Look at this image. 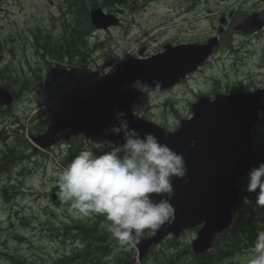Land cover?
<instances>
[{
  "label": "rangeland",
  "instance_id": "1",
  "mask_svg": "<svg viewBox=\"0 0 264 264\" xmlns=\"http://www.w3.org/2000/svg\"><path fill=\"white\" fill-rule=\"evenodd\" d=\"M136 7L140 12L134 13L132 6L119 7V11H125L120 16L123 24L106 32L94 31L89 38V46L93 49L90 58L64 73L62 62L45 61L36 56L30 30L39 27L60 40L67 25L75 24L77 19L67 1L17 0L0 6L1 36L13 40L8 45L10 55L5 51L0 68L8 63L17 71L16 77L29 81L25 91L21 90V85L12 84L21 97L5 126L6 119L0 117V134L10 127L6 134L9 145L18 144L15 137L20 134L15 131L18 126L14 129L10 126L12 120L24 123L27 129L19 132H24L25 139L30 142L43 134L37 128L38 123L33 122L38 112L43 113L46 124L64 120L73 109L69 105L73 107L77 100L88 98L92 90L93 94L104 79L113 75L118 65L138 58L142 47H145L144 57H150L163 51L167 44L205 43L218 35L222 16L228 22L209 62L172 89L143 94L134 106L136 120L154 121L175 130L182 120L190 117L192 105L201 96L214 97L227 93L228 88L252 91L264 87V31L244 34L243 29L249 17L264 8V0H136ZM104 10L108 12L109 8ZM113 66L115 71L111 72ZM55 69L60 71L54 74ZM3 81L1 79L0 83ZM50 109H53L51 113ZM39 122L46 129L49 127ZM75 137V134L72 138L62 137L59 144L26 159L20 158L21 152L27 154L31 147L27 148L26 143V146L18 144L24 149L19 150L20 157H11L14 162L8 163L5 172H0V264H60L62 254L71 253L75 248L69 241L64 243L60 236L65 226L71 229L77 221L97 224L99 230L107 231L104 217L74 214L69 205L60 200L59 191H54L58 188L60 171L57 167L71 147L80 152L92 147L90 140H108L104 131L88 135L81 132L80 139ZM6 150L7 144L0 138V159ZM36 160L40 162L37 165L34 164ZM241 187L244 189V181ZM18 191H21L19 196L8 201ZM53 192L58 195V204L50 198ZM259 220L263 226L264 207ZM195 238L196 234L190 232L175 241L192 245ZM162 246L158 252L161 256L168 250L167 245ZM125 247L116 241L110 258L123 256L127 252ZM251 250H241L220 264H247ZM182 261L188 262L185 258Z\"/></svg>",
  "mask_w": 264,
  "mask_h": 264
},
{
  "label": "clouds",
  "instance_id": "2",
  "mask_svg": "<svg viewBox=\"0 0 264 264\" xmlns=\"http://www.w3.org/2000/svg\"><path fill=\"white\" fill-rule=\"evenodd\" d=\"M130 87L140 94H157L162 82L153 80L149 85L137 78ZM114 118L117 123L105 129L104 135L122 136L123 143L90 140L92 147L80 151L57 174V183L59 198L70 211L85 217L103 216L111 236L131 247L140 242L145 230L155 231L175 220L170 203L175 195L172 181L178 178L188 183V168L183 155L161 143L154 133L141 136L131 128L124 111L115 109ZM240 180L245 182L244 191L256 193L257 206L264 207V163L250 168ZM247 264H264V231L256 235Z\"/></svg>",
  "mask_w": 264,
  "mask_h": 264
},
{
  "label": "water",
  "instance_id": "3",
  "mask_svg": "<svg viewBox=\"0 0 264 264\" xmlns=\"http://www.w3.org/2000/svg\"><path fill=\"white\" fill-rule=\"evenodd\" d=\"M93 22L96 27L105 29L117 23L114 17L104 15L100 9L93 12ZM263 25L262 20L256 19V27ZM206 54V51H202L201 57ZM160 57L154 58L151 62L128 64L125 70L110 82L113 85L107 87V93L100 95V98L103 96L107 98L103 103L105 113H99L97 109H88L84 112L82 119L89 121L87 126L91 130L93 127L95 129L98 121H101L104 126H111L112 113L115 109L125 111L129 120L132 121V103L140 95L130 87L135 79L139 78L149 85H152L153 80H159L162 82V88H168L197 66L195 58L187 62H179L178 59L181 57L179 54L170 59ZM148 69L154 73L151 74ZM263 97L264 93L259 92L256 95L218 98L211 104L213 109L199 112L196 109L195 117L191 121L184 122L183 128L175 134L167 133L152 124L147 126L136 124L141 128L142 134L154 133L161 143L167 144L170 149L183 155L188 168L186 174L188 183H184L182 179L173 178L175 195L170 203L175 209V217L185 215L188 225H194L203 220L207 222V229L202 238L204 243L202 249L210 244L215 232L229 224L227 216L217 215L216 211L231 207L232 186L248 147L246 142L248 129ZM0 100L2 103H11L8 93L1 89ZM206 110H213L216 117ZM137 126L134 127L137 128ZM166 137L167 142L164 141ZM120 138L123 139L122 136ZM192 139L196 140L194 148L190 147ZM159 198L154 196L156 200ZM181 218L180 222L186 220L184 216ZM172 229L173 227H168L163 234ZM141 250L143 252L144 248Z\"/></svg>",
  "mask_w": 264,
  "mask_h": 264
},
{
  "label": "trees",
  "instance_id": "4",
  "mask_svg": "<svg viewBox=\"0 0 264 264\" xmlns=\"http://www.w3.org/2000/svg\"><path fill=\"white\" fill-rule=\"evenodd\" d=\"M77 38L78 41L81 43V45H83L84 36L81 31H77ZM69 49H67V53L58 52V54L60 55V57L70 55L72 51ZM84 50H85V44H84ZM78 54L82 56L83 53L79 52ZM255 134L256 136L258 135L259 137V147H260V151L262 152V156L264 157V133L260 127H257L255 130ZM263 159L264 158L260 160ZM255 211L256 210L254 209V205H250L248 206V208H242L238 210L237 220L242 224H236V226L228 234L229 239L233 240L234 238H236L237 237L236 234H238V237H240L245 232L244 230L246 227L249 228V230H251L250 232L251 238L254 236L255 232L257 231V226L255 221L256 218Z\"/></svg>",
  "mask_w": 264,
  "mask_h": 264
}]
</instances>
